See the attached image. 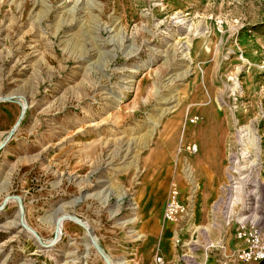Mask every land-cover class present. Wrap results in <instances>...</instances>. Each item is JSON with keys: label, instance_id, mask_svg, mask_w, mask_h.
I'll return each instance as SVG.
<instances>
[{"label": "rangeland", "instance_id": "obj_1", "mask_svg": "<svg viewBox=\"0 0 264 264\" xmlns=\"http://www.w3.org/2000/svg\"><path fill=\"white\" fill-rule=\"evenodd\" d=\"M239 223L264 234V0H0V264H243Z\"/></svg>", "mask_w": 264, "mask_h": 264}, {"label": "built area", "instance_id": "obj_2", "mask_svg": "<svg viewBox=\"0 0 264 264\" xmlns=\"http://www.w3.org/2000/svg\"><path fill=\"white\" fill-rule=\"evenodd\" d=\"M190 149L196 150V147L192 146ZM186 212L180 203L179 189L174 184L168 191L163 218L165 221H175L181 217L182 213L185 214ZM227 224H230V222H227ZM235 232L242 244L232 251L234 261L243 264H256L264 261V234L249 231L247 226L242 223H239L235 228ZM157 261H161V258L157 257Z\"/></svg>", "mask_w": 264, "mask_h": 264}, {"label": "bare ground", "instance_id": "obj_3", "mask_svg": "<svg viewBox=\"0 0 264 264\" xmlns=\"http://www.w3.org/2000/svg\"><path fill=\"white\" fill-rule=\"evenodd\" d=\"M188 171H189V170H188ZM189 174H190V173H189ZM190 176H191V174H190ZM134 209H135V208H134ZM131 220H132V219H131ZM57 222H59V220H57ZM57 222H56V223H57ZM16 225H19V222H18V221H16ZM107 262H109V263H111V262H112V263H113V261H112V259H111V258H108V259H107ZM115 263H116V262H115ZM119 263H121V264H122V261H119Z\"/></svg>", "mask_w": 264, "mask_h": 264}, {"label": "water", "instance_id": "obj_4", "mask_svg": "<svg viewBox=\"0 0 264 264\" xmlns=\"http://www.w3.org/2000/svg\"><path fill=\"white\" fill-rule=\"evenodd\" d=\"M98 250H100V248L98 246H96ZM108 264V263H107Z\"/></svg>", "mask_w": 264, "mask_h": 264}]
</instances>
